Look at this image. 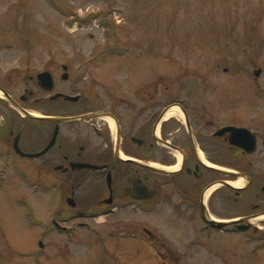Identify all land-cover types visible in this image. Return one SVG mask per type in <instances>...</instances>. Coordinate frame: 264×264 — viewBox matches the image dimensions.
I'll list each match as a JSON object with an SVG mask.
<instances>
[{"label":"flooded vegetation","instance_id":"flooded-vegetation-1","mask_svg":"<svg viewBox=\"0 0 264 264\" xmlns=\"http://www.w3.org/2000/svg\"><path fill=\"white\" fill-rule=\"evenodd\" d=\"M23 41L20 32L0 35V184L11 169L20 178L25 167L51 176L62 203L53 229L82 231L86 243L91 235L137 240L148 252L142 264H264V117L254 126L236 122L213 109L219 102L207 106L203 79H185L181 69L156 73L153 63L147 75L123 63L131 74L106 96L97 86L111 82L91 65L52 48L29 54ZM147 54L151 61L158 53ZM161 208L180 243L154 223L124 222L126 212L156 216Z\"/></svg>","mask_w":264,"mask_h":264},{"label":"rangeland","instance_id":"rangeland-1","mask_svg":"<svg viewBox=\"0 0 264 264\" xmlns=\"http://www.w3.org/2000/svg\"><path fill=\"white\" fill-rule=\"evenodd\" d=\"M15 32L27 39L19 47L33 48L29 54L45 57L41 49L52 48L61 59L91 65L111 82L97 86L106 96L115 95V85L131 74L123 63L146 70L143 75L145 64L153 63L156 73L181 69L185 79H203L207 106L219 102L213 109L229 112L236 122L254 126L264 117V0H0V35ZM148 47L158 53L154 60H147ZM221 97L230 101L227 109ZM23 171L20 178L11 169L0 184V264H115L118 256L120 264H142L148 252L137 240L99 241L98 235L91 241V235L86 243L78 241L82 231L71 236L69 230L53 229L62 207L57 185L51 176L39 179L35 168ZM27 205L33 219L27 220ZM159 213L162 208L156 216L126 212L123 219L151 229L154 223L180 243L182 232ZM244 262L238 258L236 264Z\"/></svg>","mask_w":264,"mask_h":264},{"label":"water","instance_id":"water-1","mask_svg":"<svg viewBox=\"0 0 264 264\" xmlns=\"http://www.w3.org/2000/svg\"><path fill=\"white\" fill-rule=\"evenodd\" d=\"M260 72H261V69L257 70L255 73L258 75V74H260ZM46 74H47V73H43V74L40 75V77H41L42 80H46V76H45ZM49 88H50V87H49ZM87 116H88V115L83 114V115L78 116L77 118H86ZM66 119H68V118H66ZM228 129H232L233 132H234V134H236V135H240V136H244L243 133L248 132L247 128H245V127H230V128H228ZM52 142H53V141H52ZM52 142H51L50 145H49L48 147H46L42 152H44V151H46L48 148H50ZM39 154H40V153H39ZM84 165H85V164H80V167H82V166H84ZM155 169H156V170H159V171H162L161 169H157V168H155Z\"/></svg>","mask_w":264,"mask_h":264},{"label":"bare ground","instance_id":"bare-ground-1","mask_svg":"<svg viewBox=\"0 0 264 264\" xmlns=\"http://www.w3.org/2000/svg\"><path fill=\"white\" fill-rule=\"evenodd\" d=\"M239 184H241V182Z\"/></svg>","mask_w":264,"mask_h":264}]
</instances>
